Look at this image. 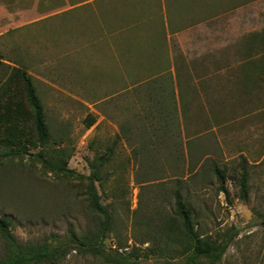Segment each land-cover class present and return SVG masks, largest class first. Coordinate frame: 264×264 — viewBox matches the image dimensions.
<instances>
[{
	"label": "rangeland",
	"instance_id": "374dc122",
	"mask_svg": "<svg viewBox=\"0 0 264 264\" xmlns=\"http://www.w3.org/2000/svg\"><path fill=\"white\" fill-rule=\"evenodd\" d=\"M171 3L164 2L165 16L160 13L163 1L149 0L152 17L141 22V27L152 29L148 41L166 22L184 30L190 27L181 43L206 48L207 65L200 74L201 69L187 64L199 58L182 56L181 62L195 71L182 72L176 80V108L166 105L167 124L158 116L151 122L142 117L147 96L159 95L141 87L154 77H93L85 69L71 75L59 49L41 51L31 59L29 50L16 56L0 51L24 64L33 76L52 138L72 153L68 167L74 171L68 179L56 175L32 159V149L21 158L0 156V216L11 221L19 242L36 243L54 235L66 239L70 229L90 236L99 218L94 223L85 182L76 175L90 174L89 160L96 149L114 142L113 157L101 173L104 187L95 182L102 204L113 216L103 243L107 256L118 250L128 255L130 264H163V246L150 231L158 212L174 211L179 185L199 232L232 234L215 264H264V0H176L177 8H191L180 17L173 15ZM130 5L118 3L114 11H123L127 20ZM48 22L59 23L60 16ZM142 35L127 34L121 41L133 38L138 43ZM92 57L93 46L76 51L73 62L83 67ZM89 115L95 122L87 127ZM243 159L248 178L245 200L239 188ZM212 163L225 172L227 192L219 191L216 175L208 169ZM112 192L120 193L116 197ZM4 249L0 237V256ZM58 264L116 263L73 248Z\"/></svg>",
	"mask_w": 264,
	"mask_h": 264
},
{
	"label": "trees",
	"instance_id": "16d2710c",
	"mask_svg": "<svg viewBox=\"0 0 264 264\" xmlns=\"http://www.w3.org/2000/svg\"><path fill=\"white\" fill-rule=\"evenodd\" d=\"M1 59L2 57H0V156L9 160L21 158L23 154L32 149L35 150L32 159L40 162L44 168L64 179L73 177L74 171L68 167L72 153L60 147L62 142L59 143L52 138L32 76L23 66H10ZM252 67L253 64L250 63L249 69L251 70ZM178 79L179 77H154L144 82L141 87L145 90L149 88L152 93L159 94L153 99L151 98L153 96H147L148 109L142 115L144 119L151 122L153 117L158 116L164 124L169 123L170 116L166 105L170 104L176 108L177 93L174 86ZM165 86H169V89H164ZM87 121V127H90L94 124L95 118L89 115ZM112 144H107L100 150L96 149L93 158L89 160L90 174L76 175L81 182H85L87 206L94 223L99 218L90 236H79L74 229H70V235L66 239H59L54 235L41 242L22 243L11 232V221L0 216V237L5 244L4 253L0 256V264H58L73 248H79L83 253L93 256H104L107 261L116 264H130L127 259L128 255H123L116 250L114 254L107 256L103 248L104 239L112 228L113 216L108 206L102 204L95 182L99 181L100 185L105 182L101 173L113 157L114 146ZM89 147H92V143ZM183 154L181 153V156ZM239 165L241 166L240 197L245 200L248 196L245 159ZM208 169L216 175L219 191L227 192L224 186L225 172L214 163ZM178 182L181 184V181ZM119 193L112 192L116 197ZM181 195L178 185L174 195V211L166 215L158 212L157 220L150 231L156 243L163 246L162 253L167 257L163 264H215L219 262L232 240V234L211 235L199 232L195 227L194 214L188 202Z\"/></svg>",
	"mask_w": 264,
	"mask_h": 264
},
{
	"label": "crops",
	"instance_id": "0c3cea01",
	"mask_svg": "<svg viewBox=\"0 0 264 264\" xmlns=\"http://www.w3.org/2000/svg\"><path fill=\"white\" fill-rule=\"evenodd\" d=\"M125 1L131 4L126 11L129 15L127 20L123 19V11H114L118 3ZM162 1L160 13L166 16L165 0ZM175 1L172 0L174 16L180 17L184 10L191 12L190 5L183 9L177 8ZM148 2L149 0H0V51H10L16 56L20 55L21 50H29L31 59L41 51L45 53L59 49L62 65L70 68L67 71L71 75H77L82 69L93 77H181L182 72L190 75L199 69L200 74H204L201 71L206 70V48H198L190 42L187 46L181 43L182 36L190 34V27L184 30L182 25L174 27L172 22L171 25L166 22L164 29L159 28L154 39L148 41L147 37L152 29L141 27V22H149L152 17ZM55 15L60 16V22H48ZM134 33L143 34L138 43L133 38L128 43L121 41L125 35ZM170 38L173 39L172 42ZM91 46V63L86 62L83 67L75 64L73 57L76 51H87ZM186 55L199 58L187 63L190 67L193 65L195 70H190L185 62H181L182 56ZM0 57L10 66L25 68L15 58L2 54ZM66 58L67 62L64 61ZM115 67L117 71L114 70Z\"/></svg>",
	"mask_w": 264,
	"mask_h": 264
}]
</instances>
